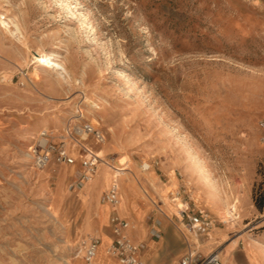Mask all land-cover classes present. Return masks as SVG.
<instances>
[{"label": "rangeland", "instance_id": "374dc122", "mask_svg": "<svg viewBox=\"0 0 264 264\" xmlns=\"http://www.w3.org/2000/svg\"><path fill=\"white\" fill-rule=\"evenodd\" d=\"M0 15L24 31L0 27V264H87L93 218L112 208L105 161L135 175L132 190L115 176V208L133 240L159 244L144 264H179L185 238L203 255L238 239L264 248V0H0ZM35 50L59 53L73 78ZM62 145L74 164L55 160ZM87 149L96 172L72 186ZM181 203L211 221L208 236L188 230ZM106 256L93 264H122Z\"/></svg>", "mask_w": 264, "mask_h": 264}, {"label": "built area", "instance_id": "2783aa9c", "mask_svg": "<svg viewBox=\"0 0 264 264\" xmlns=\"http://www.w3.org/2000/svg\"><path fill=\"white\" fill-rule=\"evenodd\" d=\"M79 131L86 134L92 133L98 141L103 140L102 133L90 124H84ZM83 156L82 163L84 170L78 175L77 179L72 183V186L82 185L84 182L90 180L96 172L97 163L100 158L99 155L87 149V153ZM50 159L49 152L34 155V162L38 167L45 166ZM55 160L71 165L75 163L76 158L62 145L56 149ZM104 200L112 206L109 223L113 237L109 247V254L117 257L122 264H144L141 254L145 245L133 240L130 234V222L122 217L115 208L120 201V184L117 179L113 178L109 187L104 192ZM177 207L179 215L190 232L198 236H208L211 229V221L206 216L190 210L188 205H184V203H181V206L178 204ZM154 235L155 237L159 236L155 232ZM185 242L186 249L179 260V264H223L219 252L213 251L207 255H203L195 247L194 242L189 241L187 238H185ZM98 244V238H89L84 247L83 254L86 263L93 261Z\"/></svg>", "mask_w": 264, "mask_h": 264}, {"label": "bare ground", "instance_id": "6f19581e", "mask_svg": "<svg viewBox=\"0 0 264 264\" xmlns=\"http://www.w3.org/2000/svg\"><path fill=\"white\" fill-rule=\"evenodd\" d=\"M0 27L5 32H8L11 36L16 37L18 40H22L24 38V31H23L21 24L12 18H6V17L0 15ZM33 56H34V58L38 64L42 65L43 67H49L61 80L69 81L73 78L72 77L73 74H72L70 68L66 65L65 62H63V60L61 59V55L59 53H57V52L45 53V52H42L41 50H35ZM74 81H77V78H74ZM84 99L88 103L93 102V99H90L87 96L84 97ZM46 130L47 129L45 128L44 131H46ZM81 133H84V132H81ZM43 134H46V132H43ZM42 143H44V140H42ZM122 160L123 159H120V163ZM104 164H106L108 167L113 169L114 172H116L115 176H117L118 174L120 175V179L124 183L126 189L132 190L133 184L131 183V179L129 176L135 177V175L133 174V172L130 168H128L127 166L121 167L122 165L119 166V165L111 164L107 161H105ZM142 168H143V170L148 172L151 169V165L147 162H143ZM115 176H114V178L116 179ZM106 204H108V203H106ZM108 205H110V204H108ZM224 213L226 214V216L231 221H234L238 218V215L233 213L232 209H230V208H226ZM109 243L101 242L97 247L96 253L98 254L100 246H103V253H104V255L108 256L109 255V247L111 244V243L110 244ZM81 253H82V250L79 249V252H77V254L74 258H76L78 255H81ZM94 258H95V256H94ZM65 262H66V264H76V263L70 262L69 260H65ZM93 263H94V260L91 263H87V264H93Z\"/></svg>", "mask_w": 264, "mask_h": 264}, {"label": "crops", "instance_id": "0c3cea01", "mask_svg": "<svg viewBox=\"0 0 264 264\" xmlns=\"http://www.w3.org/2000/svg\"><path fill=\"white\" fill-rule=\"evenodd\" d=\"M134 204L133 209L136 211L139 210V203L137 201V197L133 199ZM102 204V203H101ZM100 204H98L95 208V211H99ZM112 212V208L108 210L107 216H103L104 220H100L98 215H95L92 222V230L96 236H98L103 243H109L112 240V232L109 223V217ZM109 228V231L108 229ZM139 233L142 232L140 229ZM131 234V231H130ZM158 243L154 240H149L145 248L142 251V258H151L153 254L156 252L158 247ZM102 250V251H101ZM100 256H105L103 253V246H100ZM103 253V254H102ZM107 257V256H106ZM220 257L223 264H264V248L263 246L252 245L250 243L244 244L240 239L230 241L225 245V247L220 251Z\"/></svg>", "mask_w": 264, "mask_h": 264}, {"label": "trees", "instance_id": "16d2710c", "mask_svg": "<svg viewBox=\"0 0 264 264\" xmlns=\"http://www.w3.org/2000/svg\"><path fill=\"white\" fill-rule=\"evenodd\" d=\"M256 193H259L258 196ZM255 194V204L258 209H262L264 206V188L262 190L257 191Z\"/></svg>", "mask_w": 264, "mask_h": 264}]
</instances>
